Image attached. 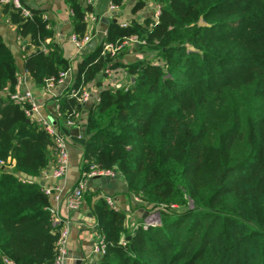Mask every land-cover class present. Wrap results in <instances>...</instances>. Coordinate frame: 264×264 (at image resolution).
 <instances>
[{"label":"trees","instance_id":"obj_1","mask_svg":"<svg viewBox=\"0 0 264 264\" xmlns=\"http://www.w3.org/2000/svg\"><path fill=\"white\" fill-rule=\"evenodd\" d=\"M64 1L81 40L93 8ZM124 1L111 3L122 9ZM148 3L157 18L154 9L141 22H109L56 102L59 119L73 120L81 106L72 90H87L106 70L129 77L101 89L80 123L81 179L115 171L159 225L144 230L99 200L98 264H264V0H136L132 13ZM21 4L29 16L1 0L0 14L23 43L25 73L45 89L69 62L44 11ZM131 38L143 57L122 64ZM104 45L122 47L113 54ZM17 73L0 36V264H54L59 230L37 179L55 151L26 117L29 106L5 95L17 92Z\"/></svg>","mask_w":264,"mask_h":264},{"label":"crops","instance_id":"obj_2","mask_svg":"<svg viewBox=\"0 0 264 264\" xmlns=\"http://www.w3.org/2000/svg\"><path fill=\"white\" fill-rule=\"evenodd\" d=\"M23 2L28 7L42 9L46 19L50 22L54 31L53 43L60 47L63 57L69 62V71L64 82L53 87L47 86L45 89L35 87L34 82L27 76L23 68L24 51L21 45L23 43L20 44L15 28L1 14L0 36L15 59L22 80L20 90L30 92L39 106V114L54 123L58 131L64 132L66 128L65 121L59 119L56 112V102L71 90L77 72V63L91 50L86 47L87 43L82 48H78L73 42L70 10L64 0H23ZM135 4L136 0H125L122 9H113L112 6L114 5H112L111 0H92L93 12L88 15L86 20L88 24L87 34L89 36L94 34L95 46L100 44L106 36L109 22L116 21L122 25L134 20L141 22L150 17L155 9L154 4L148 3L144 9L133 14L132 8ZM123 50L124 56L119 60L122 64H131L143 57L142 54L136 52L129 45L124 46ZM128 78L121 69L98 75L96 80L87 87L86 91L89 99L81 108L77 118L79 123L85 121L90 105L98 101V94L101 89L124 86ZM98 85L100 86L98 87ZM54 161L50 163L46 170L51 171L54 169ZM81 177V150L71 142L69 145V165L64 177L60 180L37 181L41 187L47 186L51 189L58 188L60 190L58 195L54 194L53 197L49 198V202L50 208L55 210L57 218L62 222L69 223L70 230L63 264H98L99 259L93 252L98 235V225L93 214V206L99 200H104L106 197L111 198L112 208L126 214L129 223L143 220L148 213V208L130 195L126 182L119 176L87 179L80 208L70 211L67 208L65 197L82 180Z\"/></svg>","mask_w":264,"mask_h":264},{"label":"built area","instance_id":"obj_3","mask_svg":"<svg viewBox=\"0 0 264 264\" xmlns=\"http://www.w3.org/2000/svg\"><path fill=\"white\" fill-rule=\"evenodd\" d=\"M1 3L3 4H12L15 9L21 10V12L24 14V16H29V12L23 8L21 4V0H1ZM87 4H92V0H86ZM113 9H117V7L112 6ZM158 16V8H155L154 11V19H156ZM92 37L89 36L88 34L85 35L81 40H78L74 35L72 36V40L75 43V45L78 48H82L86 43L90 41ZM138 44L139 42L135 38L129 39V41L124 42L122 46L129 45L131 47L134 44ZM120 46V47H122ZM118 47L117 49H113L111 45H104L105 50H112L113 54L120 49ZM110 70H106L105 74H108ZM67 73H61L58 76V79L56 81L49 82L47 85L48 87H53L54 84H61L64 82V79L66 77ZM17 85H16V90L17 92L14 94H7L6 96L11 99L12 101L16 103H26L29 107L28 109L25 110V115L26 117L32 121L40 125L50 136L53 150L55 151V157H54V162H55V167L53 170L48 171L44 170L41 172L40 177L37 179L38 180H60L61 178L64 177L66 174L68 165H69V145L71 143L69 134H66L65 132H60L57 130L56 126L54 123H52L49 119L43 118L39 114V106L35 102L32 94L28 91H21V85H22V80L17 73ZM71 94L77 98V103L81 106V108L88 102L89 95L86 90L80 92V91H75L72 90ZM78 116L79 114L74 115V119L70 121H65L66 129L71 130L74 128H80V123L78 121ZM117 176V173L115 171L111 170H91V172L87 175L86 179L80 180L77 185L74 187V189L66 195L65 200H66V205L67 208L70 211H75L78 210L81 206L82 203V197L85 189V182L87 179L94 178V177H108V178H114ZM27 182H30L28 180ZM42 191L46 196L53 197L54 194H59L60 190L58 188L51 189L47 186H42ZM105 202L112 208V200L111 198H104ZM113 209V208H112ZM50 214L52 221L54 224L58 227L59 230V236L58 240L56 242V258L54 261V264H63V261L66 256V245H67V238L69 235V223L68 222H62L60 219L57 218L55 210L50 208ZM152 214V215H151ZM159 225V215L156 213H150L144 217V220L142 222V228L144 230L148 229L149 227H154ZM93 252L95 256L100 259L104 253H105V243L101 235H97L96 242L94 244ZM5 264H13L8 260L4 261Z\"/></svg>","mask_w":264,"mask_h":264},{"label":"water","instance_id":"obj_4","mask_svg":"<svg viewBox=\"0 0 264 264\" xmlns=\"http://www.w3.org/2000/svg\"><path fill=\"white\" fill-rule=\"evenodd\" d=\"M139 1V0H137ZM91 40L87 43L86 47L89 50H93L95 48L96 45V39L94 34L91 36ZM131 81H133V79H131ZM69 137H70V141L75 144L80 150L82 149L83 145L85 144V138L83 137V131L80 128H74L69 130Z\"/></svg>","mask_w":264,"mask_h":264},{"label":"rangeland","instance_id":"obj_5","mask_svg":"<svg viewBox=\"0 0 264 264\" xmlns=\"http://www.w3.org/2000/svg\"><path fill=\"white\" fill-rule=\"evenodd\" d=\"M148 213H149V211H148ZM148 213H147V215H148ZM152 215V214H151ZM144 220V219H143ZM143 220H141L142 222H143Z\"/></svg>","mask_w":264,"mask_h":264}]
</instances>
